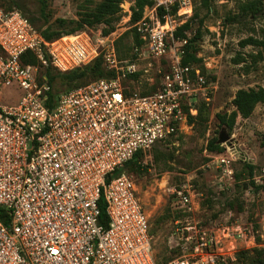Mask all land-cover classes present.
Here are the masks:
<instances>
[{"label":"built area","instance_id":"obj_1","mask_svg":"<svg viewBox=\"0 0 264 264\" xmlns=\"http://www.w3.org/2000/svg\"><path fill=\"white\" fill-rule=\"evenodd\" d=\"M178 3L191 13L190 0ZM163 5L146 8L152 15L136 23L140 44L128 60L114 46L100 52L86 33L47 42L21 11L0 7V214L7 220L0 217V264H157L133 178L108 180L137 153L177 136L199 103L210 102L202 69L183 63L188 40L175 36L168 14H157ZM27 52L38 65L22 63ZM100 55L115 77L61 94L48 108L50 87L39 82L37 66L50 60L68 72ZM144 64L151 76L131 90L124 82ZM14 87L22 92L17 102L3 96ZM166 192L185 214L193 212L189 183ZM101 198L107 225L100 220ZM174 236L190 248L162 264L225 263L199 222L178 221Z\"/></svg>","mask_w":264,"mask_h":264},{"label":"rangeland","instance_id":"obj_2","mask_svg":"<svg viewBox=\"0 0 264 264\" xmlns=\"http://www.w3.org/2000/svg\"><path fill=\"white\" fill-rule=\"evenodd\" d=\"M155 1L153 7L163 2V7L168 8L166 14L176 28L175 33L185 24L190 25L181 37L188 40V45L200 33L193 45L210 81L207 121L191 124L188 120L177 136L159 146L175 158L171 171H163L150 152L143 159V164L149 166L147 174L137 176L127 171L122 174L130 175L136 184L149 219L157 264L187 254L190 246L174 236L176 223L186 220L199 222L206 230L212 251L225 256L224 264H246V257L239 258L240 254L249 252L252 255L255 248L264 249V104L257 105L247 119L239 116L232 131L221 127L217 115L236 110L233 100L239 90L264 89V1H261L260 13L255 16L243 11V6L253 0H190L192 11L187 14L180 10V0ZM15 2L24 7L21 11L28 20H37L35 28L38 31L39 27L55 25L59 18L79 19L80 12L86 11L81 7L85 0H48L46 23L40 13V0ZM98 2L88 9H94ZM134 2L126 0L121 5V20L111 34H103L108 28L104 24L77 33H86L100 52L114 46L118 55L116 42L125 33L136 31L137 22H132L131 10ZM145 14L152 15L146 10ZM157 14L160 15L159 8ZM249 40L259 43H248ZM124 43L133 45L134 33ZM126 56L121 59L118 55L119 59L128 60L132 51ZM147 65L124 84L137 90L140 83L151 76L145 72L149 69ZM37 67L39 80L43 69ZM7 91L3 90V96ZM222 132L229 136L224 144L219 143ZM212 138H217L224 148L222 153L208 150ZM247 165L254 166L253 179L250 178L253 184L248 180ZM184 183H189L193 192L191 214H185L166 192V187ZM166 215L168 219L162 221Z\"/></svg>","mask_w":264,"mask_h":264},{"label":"trees","instance_id":"obj_3","mask_svg":"<svg viewBox=\"0 0 264 264\" xmlns=\"http://www.w3.org/2000/svg\"><path fill=\"white\" fill-rule=\"evenodd\" d=\"M96 1H99L94 9L89 10L88 6L93 5ZM126 0H85V5L81 7L86 10L85 12H80L79 19L76 20H67L59 18L56 20L55 25H48L46 28L39 27L40 33L43 35L44 39L47 42H51L53 40L59 39L64 35H73L77 32L84 31L86 29L95 28L99 25H106V28L103 32L104 35H109L115 31V24L121 20L122 8L121 5ZM264 0H253L243 6V11L250 12L252 15H258L261 11V4ZM41 7L40 13L45 19V22H48L47 9H48V0H40ZM156 4L155 0H135L134 5L131 7L132 10V22L136 23L140 21L144 15V11L147 7H153ZM0 7L6 11L11 12L13 10L23 11L24 7L15 0H0ZM21 11V12H22ZM176 12V9H174ZM167 12L163 7H159V16L162 18ZM31 24L35 27L37 25V20L35 18L29 19ZM190 29L189 24H185L182 26L176 33V37H184V31ZM134 33V44H140L139 36L135 30L127 32L121 37L117 42V51L118 55L121 59L126 58L127 54H129L133 50V45L125 44V39ZM199 32L191 41V43L186 47V54L183 59L184 65H196L202 69L203 75L206 76L208 83L209 76L206 73L205 68L201 65L202 59L197 57V48L193 45L195 40L199 39ZM248 43H259L256 40H249ZM22 63L25 65H38V60L36 56L32 52H27L22 56ZM43 71L41 73V77L39 78V82L46 83L50 87V90L46 94V105L48 108H54L58 103V98L62 93L71 92L72 90L81 88L86 86L92 82H95L100 79H107L115 77V72L110 71L105 66V61L102 56H99L91 63L78 67L74 70L68 72H60L58 71L48 60L47 66H41ZM215 79V78H213ZM157 90L156 86L152 87L149 90H143L142 94H149L155 92ZM12 96L13 101L17 102L19 98L22 96V92L17 88H11L7 91ZM264 104V89H249V90H239L236 94L235 99L233 100V106L235 107V111L231 114L228 113H220L217 115V118L220 122L221 127L232 131L236 120L239 116L242 118H249L253 114L257 105ZM207 103L201 102L198 105V112L195 116L189 117V122L193 124L196 121L206 122L207 121ZM161 144L154 147L152 150L154 161L158 164L162 165L163 171H171L173 169V162L175 160L174 156L168 152L160 149ZM160 146V147H159ZM208 150L211 153L220 154L224 151V148L218 144L217 138H212L208 144ZM149 153L139 152L134 158L127 162L124 167L118 171H116L113 176H110L108 182H110L115 177L122 174L124 171L132 173L137 176H143L148 173L149 166H145L143 164V159ZM249 177L248 180L251 184L252 182L250 178L253 177L254 166L247 165ZM240 177V176H239ZM239 177H237L238 181H240ZM241 178V177H240ZM253 179V178H252ZM99 208L101 211L100 220L101 223L107 225L108 218L105 209V201L103 198L99 201ZM170 210H168V213ZM1 220L3 223L7 224V220L4 218L2 214H0ZM169 215H166L162 218V221L168 219ZM251 253H243L240 254L239 258L246 257V264H264V249L263 248H255ZM167 260L165 262H168ZM164 262V263H165ZM162 264V263H161Z\"/></svg>","mask_w":264,"mask_h":264},{"label":"water","instance_id":"obj_4","mask_svg":"<svg viewBox=\"0 0 264 264\" xmlns=\"http://www.w3.org/2000/svg\"><path fill=\"white\" fill-rule=\"evenodd\" d=\"M229 140V136L226 135L225 132H222L219 138V143L224 144Z\"/></svg>","mask_w":264,"mask_h":264}]
</instances>
